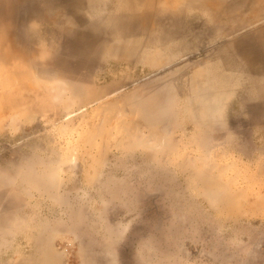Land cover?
Masks as SVG:
<instances>
[{
	"label": "rangeland",
	"instance_id": "rangeland-1",
	"mask_svg": "<svg viewBox=\"0 0 264 264\" xmlns=\"http://www.w3.org/2000/svg\"><path fill=\"white\" fill-rule=\"evenodd\" d=\"M131 1L0 0V264H264V0H192L170 65L105 54V21L140 54L168 27ZM229 62L200 125L193 76Z\"/></svg>",
	"mask_w": 264,
	"mask_h": 264
},
{
	"label": "bare ground",
	"instance_id": "bare-ground-1",
	"mask_svg": "<svg viewBox=\"0 0 264 264\" xmlns=\"http://www.w3.org/2000/svg\"><path fill=\"white\" fill-rule=\"evenodd\" d=\"M25 1V0H24ZM34 1H36V0H34ZM99 1V0H98ZM118 1H120V5L123 3L124 4V2H130L131 0H118ZM222 1H224V0H222ZM244 1H246V0H244ZM253 1V0H252ZM251 0H250V4H251V2H252ZM254 1H256L257 2V0H254ZM27 2V1H26ZM41 2V4H42V2L43 1H40ZM117 2V1H116ZM132 2V1H131ZM139 1L138 0H136V4L135 3H133V6H134V8H133V6L131 5L132 3H127V4H129L130 6H128V5H126V6H128V8H129V10L131 11V10H137V7L141 4V2H142V0H141V2L140 3H138ZM193 2L195 3L196 2V0L194 1L193 0ZM204 8L203 7H199L198 8V10L200 11V12H202V13H204V11L205 12H208L209 10H219V7L221 6L220 4H216V1H214V0H204ZM236 2V1H235ZM239 2V1H238ZM243 2V1H242ZM247 2H249V0H247ZM246 2V3H247ZM28 3V2H27ZM34 3V2H33ZM46 3V2H45ZM159 3H161L160 5H162V7H163V9H159V10H155L154 12H153V14H152V17L153 18H155V19H158V18H160V20H162V19H164L165 21H166V24L168 25V27H167V29L166 30H163L162 32H157L156 30H153V28L151 27V29H149V35H148V44H146L145 46H146V50H144V51H142L141 52V54L140 53H137V52H135L136 50H135V47L134 46H132V47H134V48H132L131 46H129V45H126V46H124V45H122V44H120L119 42H118V39H120V38H123V37H130V36H133L132 35V30H131V25L130 24H125L124 26H123V24H122V26H118L117 25V22H108V21H105L104 22V32H105V34H107V37L109 38V42L107 43V44H105V45H103L104 47H103V49H104V51H105V54L106 55H109L108 57H115V59H117V60H122V59H126V60H135V62H139V63H147V62H159V61H162L163 62V64L162 65H170V64H173L174 63V61L176 60V58L178 57V55H174V53H173V50L171 49V46H173V42H174V40L178 37L175 33H173V27H169V23L172 21L173 22V20H176L177 18H179V16H181L183 13H182V11L186 8V7H188L189 8V4H191L192 3V0H159ZM231 3V2H230ZM244 3V2H243ZM243 3H241V0H240V5L236 2V4H238L239 6H241V8L237 5L236 7H239L240 8V10L242 9H244V7L242 6V4ZM258 3V2H257ZM28 4H30V3H28ZM48 4V3H47ZM81 4V3H80ZM82 4H84L83 2H82ZM122 4V5H123ZM137 5V6H135V5ZM154 3H152L151 5H153ZM245 4V3H244ZM249 4V3H248ZM43 5V4H42ZM45 5V4H44ZM118 5V4H117ZM121 5V6H122ZM125 5V4H124ZM123 5V6H124ZM195 5H197V4H195ZM232 5V4H231ZM234 5V4H233ZM232 5V6H233ZM252 5H253V2H252ZM84 6V5H83ZM125 6V7H126ZM191 6V5H190ZM199 5H197V7H198ZM246 6V5H245ZM249 6H251V5H248V7ZM258 6V5H257ZM261 6V5H260ZM53 7H55V6H53ZM67 7V6H66ZM150 7V6H149ZM234 7H235V5H234ZM253 7H254V5H253ZM40 8V7H39ZM84 8V7H83ZM120 8V7H119ZM122 8H124V7H122ZM121 8V9H122ZM221 8H222V6H221ZM251 8H252V6H251ZM255 8V7H254ZM51 9V8H50ZM49 9V10H50ZM74 9V8H73ZM116 9V8H115ZM125 9H127V7L126 8H124V10ZM76 11L77 10H79L78 8L77 9H75ZM101 10V9H100ZM245 10V9H244ZM247 10V9H246ZM248 10H249V8H248ZM55 11V10H54ZM69 11V10H68ZM74 11V10H73ZM80 12H82L81 10H79ZM78 11V12H79ZM119 11H120V9H119ZM47 12V11H46ZM50 11H48V13H49ZM121 12V11H120ZM210 12H212V11H210ZM250 12V11H249ZM264 11H262V13H263ZM51 14L52 13H54V12H50ZM83 13V12H82ZM123 13V12H122ZM81 14V13H80ZM97 14V13H96ZM96 14H94V15H96ZM120 14V13H119ZM87 15V14H86ZM116 15V14H115ZM253 15V14H252ZM264 14H262V16H263ZM76 16V15H75ZM122 16V15H121ZM211 16V15H210ZM119 17V16H118ZM122 17H124V15L122 16ZM264 17V16H263ZM260 18V17H259ZM262 18V17H261ZM126 20H127V17L125 18ZM211 20V19H210ZM262 20V19H261ZM88 21V20H87ZM113 21H115V20H113ZM254 21V20H253ZM51 22V21H50ZM259 22V21H258ZM116 24V25H112V24ZM124 23V22H123ZM174 23H176L177 24V21H174L173 22V24ZM250 23H252V22H250ZM249 23V24H250ZM83 24V23H82ZM105 25H107L106 27H105ZM247 25H248V23H247ZM263 25H264V23H263ZM262 25V26H263ZM244 26V25H243ZM246 26V25H245ZM240 27V26H239ZM260 27V26H259ZM69 28H73V27H69ZM239 29V28H238ZM245 29V28H244ZM73 30H74V28H73ZM73 30L72 31H70V32H73ZM219 30V29H218ZM247 30V29H246ZM254 30V29H253ZM221 31V30H220ZM230 32H231V30H230ZM236 32V31H235ZM219 33V32H218ZM225 33H227V34H229L228 32H225ZM221 34V33H220ZM225 36H226V34H224ZM218 36V35H217ZM229 36H232V35H230L229 34ZM89 37V36H88ZM88 37H85V36H81L80 37V39L81 38H83V39H85L84 41L86 42V44H87V47H89V44H90V38H88ZM220 40L222 39V38H224V39H226V38H228L227 36L226 37H222V36H219L218 37ZM236 38V37H235ZM234 38V39H235ZM223 40V39H222ZM103 41V40H102ZM105 41V40H104ZM217 40L215 39V42H216ZM219 41V40H218ZM229 41H231V40H229ZM213 42V41H212ZM214 42V43H215ZM220 42V41H219ZM232 42V41H231ZM103 43V42H102ZM110 43V44H109ZM111 43H112V45H111ZM218 43V42H217ZM216 43V44H217ZM228 43H230V42H228ZM228 43H226V44H228ZM109 44V45H108ZM117 45V46H116ZM159 45H161V46H163L164 47V52L163 51H161L160 49L158 50V48H159ZM215 45V44H214ZM222 45V44H221ZM230 46V45H229ZM264 46V45H263ZM97 47V49H98V46H96ZM158 47V48H157ZM218 47V46H217ZM220 47V46H219ZM92 48V47H91ZM232 48V47H231ZM262 48V47H261ZM97 49H95V50H97ZM140 49V48H139ZM214 49V48H213ZM233 50H234V47H233ZM232 50V51H233ZM263 50V49H262ZM69 51H70V53H74V52H81L80 51V49H79V47L75 44V43H72L71 45H70V48H69ZM92 51V49H90L89 50V53ZM140 51V50H139ZM219 51H221V50H219ZM219 51H218V53H219ZM234 51H236V50H234ZM213 52V51H212ZM138 54H140V56L138 55ZM221 54V53H220ZM240 56V55H239ZM208 57V56H207ZM206 57V58H207ZM91 58H93L92 57V55H90V57H89V59L88 60H91ZM227 58V57H226ZM226 58H223V59H225V61H226ZM236 58V57H235ZM237 58H239V57H237ZM207 59H210V58H207ZM243 59V58H242ZM239 60V59H238ZM209 61V60H208ZM212 61V60H211ZM244 62V61H243ZM242 62V63H243ZM229 64H230V62H229ZM59 65V64H58ZM220 65V64H219ZM226 66H227V64H226ZM225 66V67H226ZM235 66H237L236 64H230V65H228V68H233V69H231V71H229V73H227V74H225V73H222V72H220V71H212V70H208V73L206 72H204V73H200V72H196V74L193 76V83H192V85L194 84V85H197L200 81H202V85L201 86H194L193 87V89L191 90L192 91V94H193V100H191V99H188V101L189 100H191V103L189 104V106H188V110L189 111H191V112H196V113H198L199 115H200V117H201V119H200V121H201V123L202 124H200V125H204L205 124V122H206V120H207V118H205V116H210V115H213L214 117H211V118H214L215 119V116H216V114L215 113H218L217 111H222L221 109H220V106H221V104H222V106H224V103H222L223 102V100L225 99V97L227 98V96H225V95H229V94H231V92L233 91H231V89L233 88L232 86H234V84L236 83H238V81L240 80V79H242L244 76H245V72H243V71H241L240 69H239V72H238V69L235 67ZM246 67V65H244L243 64V67ZM186 68V67H185ZM198 68V67H197ZM209 68H212V67H209ZM67 69V68H66ZM188 69V68H187ZM187 69H185V70H187ZM198 70H199V68H198ZM197 70V71H198ZM200 70H201V67H200ZM199 70V71H200ZM246 70H247V68H246ZM181 71H183V70H181ZM207 71V70H206ZM244 71H245V69H244ZM77 72V71H76ZM79 73V72H78ZM185 74H186V72H184ZM248 73V72H247ZM82 74H83V72H82ZM195 80H200L199 82L197 81V82H195ZM190 81H191V79H190ZM201 83V82H200ZM191 84V83H190ZM235 84V85H236ZM185 85V84H184ZM192 85H191V87H192ZM261 85V84H260ZM258 86V85H257ZM262 86V85H261ZM255 87V86H254ZM231 88V89H230ZM236 88V87H235ZM235 88H233V89H235ZM257 88H259L261 91H264V84H263V88L261 87H257ZM257 88L255 87L254 89H256L257 90ZM254 89H252V90H254ZM258 89V90H259ZM257 90V91H258ZM234 92V91H233ZM256 92V91H255ZM236 93V92H235ZM233 95V94H232ZM192 97V96H191ZM228 98H229V96H228ZM257 98V97H256ZM259 98V97H258ZM257 98V99H258ZM262 98V97H261ZM259 100V99H258ZM224 101H226V99L224 100ZM219 104H220V106H219ZM220 109V110H219ZM192 113V114H193ZM197 115V114H196ZM198 115V116H199ZM192 116V115H191ZM219 116H220V114H219ZM191 118V117H190ZM216 118H217V116H216ZM206 119V120H205ZM210 119V118H209ZM213 119V120H214ZM217 120V119H216ZM208 121V120H207ZM208 122H210V121H208ZM207 124V123H206ZM209 125H210V123H209Z\"/></svg>",
	"mask_w": 264,
	"mask_h": 264
}]
</instances>
